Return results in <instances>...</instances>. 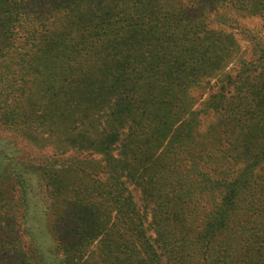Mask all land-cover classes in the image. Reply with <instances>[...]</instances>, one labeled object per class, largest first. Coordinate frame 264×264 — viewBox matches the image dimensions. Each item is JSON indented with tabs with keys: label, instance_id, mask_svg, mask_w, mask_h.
<instances>
[{
	"label": "rangeland",
	"instance_id": "1",
	"mask_svg": "<svg viewBox=\"0 0 264 264\" xmlns=\"http://www.w3.org/2000/svg\"><path fill=\"white\" fill-rule=\"evenodd\" d=\"M202 1L127 0L119 11V0H35L0 21L4 261L119 264L107 246L113 160L130 152L124 170L138 173L124 188L139 210L149 212L150 176L170 169L192 229L211 202L204 175L247 171L235 184L247 180L264 213V0Z\"/></svg>",
	"mask_w": 264,
	"mask_h": 264
},
{
	"label": "trees",
	"instance_id": "2",
	"mask_svg": "<svg viewBox=\"0 0 264 264\" xmlns=\"http://www.w3.org/2000/svg\"><path fill=\"white\" fill-rule=\"evenodd\" d=\"M34 1L17 0L16 4V0H3L0 5L3 17L0 21L15 20ZM210 1V6L214 7H224L227 4V0ZM237 1L242 6L252 2ZM23 4L27 6L22 7ZM133 4L134 2L119 0L116 7L119 11H125L131 9ZM9 25L7 23L4 26L10 32L12 25ZM137 122L138 120L131 121L126 127L128 132L123 133L126 139L134 134ZM124 127L125 124H119L118 128L113 129V135L117 138ZM123 147L125 153H128L127 149L131 146L124 144ZM125 150H120V153ZM165 152L164 150L162 156ZM160 158L154 156L153 160L159 162ZM133 159L134 155L130 152L121 159L113 160L119 169H115L119 188L114 189L110 196L111 206L116 212L113 222L116 229L113 233L114 240L107 246H116L119 264H264V226L257 221L264 214L263 208L259 201L248 195L252 186L247 180H244L242 186L235 184L246 176L247 171L236 175L234 180L218 181L210 175L203 176L201 181L207 180L212 185L209 190L213 193L208 196L211 201L209 208L198 226L192 229L193 218L187 217L182 209L175 208L180 191L175 190L173 185L175 179L180 178H175L174 170H156L150 176L151 182L143 187L147 199L145 208L149 212L138 209L132 192L124 188L127 180L135 178L138 173L132 167L131 170H124L123 162L131 164ZM123 177L125 180H122ZM241 195H246L247 198H241ZM113 234L111 233L112 236ZM3 251L0 244V264H14L4 261ZM91 259L90 257L85 264H101L97 259Z\"/></svg>",
	"mask_w": 264,
	"mask_h": 264
}]
</instances>
